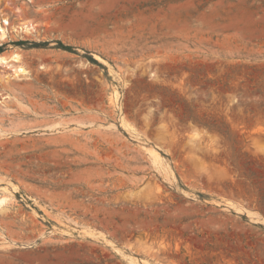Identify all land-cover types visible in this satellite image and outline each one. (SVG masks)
Instances as JSON below:
<instances>
[{
    "label": "rangeland",
    "instance_id": "obj_1",
    "mask_svg": "<svg viewBox=\"0 0 264 264\" xmlns=\"http://www.w3.org/2000/svg\"><path fill=\"white\" fill-rule=\"evenodd\" d=\"M2 18L0 264H264V0Z\"/></svg>",
    "mask_w": 264,
    "mask_h": 264
},
{
    "label": "bare ground",
    "instance_id": "obj_2",
    "mask_svg": "<svg viewBox=\"0 0 264 264\" xmlns=\"http://www.w3.org/2000/svg\"><path fill=\"white\" fill-rule=\"evenodd\" d=\"M20 11L21 10H19L17 12L20 13ZM10 25H11V23L8 21V19L2 18L0 20V43H1V41L5 40L8 36V33H10L11 30L8 28V26H10ZM35 25L36 24L31 22L30 20L29 21H21L18 25L15 24V26H13L12 29H13V31H15L17 33H20L22 31V32L27 33V34H33L37 31ZM6 61H8V62L11 61V62L15 63L16 68L13 71H14L16 76L27 75L29 73V71L27 70V68L23 62V56L19 51L14 50L12 53H10V55L0 56V62H6ZM2 203H3V200L0 201V205H2Z\"/></svg>",
    "mask_w": 264,
    "mask_h": 264
}]
</instances>
